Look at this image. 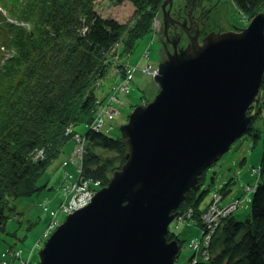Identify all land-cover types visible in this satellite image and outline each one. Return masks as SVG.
I'll list each match as a JSON object with an SVG mask.
<instances>
[{"label": "water", "instance_id": "obj_1", "mask_svg": "<svg viewBox=\"0 0 264 264\" xmlns=\"http://www.w3.org/2000/svg\"><path fill=\"white\" fill-rule=\"evenodd\" d=\"M170 1L162 3L163 32ZM184 29L188 44L177 50L174 41L158 64L155 96L120 125L125 160L87 204L65 215L40 249V264H174L179 244L166 234L175 209L247 129L264 73L263 12L202 40Z\"/></svg>", "mask_w": 264, "mask_h": 264}, {"label": "trees", "instance_id": "obj_2", "mask_svg": "<svg viewBox=\"0 0 264 264\" xmlns=\"http://www.w3.org/2000/svg\"><path fill=\"white\" fill-rule=\"evenodd\" d=\"M129 1L134 6L135 22L131 26L98 13L95 0H0V26L12 33L9 42L2 45L6 50V45L10 43L12 53L0 62V118L7 106L12 111L10 119L4 116L0 119L4 124L0 131L2 232H6L7 212L15 211L4 196L11 199L28 197L43 188L37 187V180L61 153L67 141L63 133L64 125L87 121L89 114L88 120L92 117L100 95L86 91L89 81L94 75L107 71L105 65L102 66L103 59L121 37L122 53L133 48L136 40L148 31L152 17L149 10L162 0ZM233 2L248 19L264 10V0ZM18 67L23 68L20 76L14 70ZM7 75L10 78L19 77V85L12 84L6 88L8 84L3 85L2 77ZM21 83L26 85L19 91ZM263 83L264 74L261 86ZM9 92L12 94H7ZM16 95L15 104L10 105ZM253 107L254 116L261 115L263 107L260 104ZM85 133L89 138L84 156L85 174L94 178L99 176L105 184L113 170L125 160L127 145L121 136L113 137L109 132L88 129ZM252 133L257 140L258 127L250 122L241 135ZM94 148L99 149L95 151ZM37 150H41L40 156H37ZM206 171L200 175L201 181L196 187L186 191L185 199L178 207L185 223L200 225L186 218L185 211L191 208L195 218H201L198 214L203 213V207L199 208V205L206 196L207 190L202 188ZM227 184L232 183L228 181ZM227 184L211 193L206 209L212 204L214 196L219 197L214 207L218 211L232 204L234 200L221 203L224 195L231 190ZM247 195L251 196L245 217H238L240 214L234 212L235 206L218 218L220 224L211 222V226H216L207 246V258L191 264H264V176L244 196ZM31 220L28 229L36 224V219ZM204 225L199 227L208 233ZM7 233L15 236L14 231ZM175 233L170 232L168 239H176L180 244L182 240ZM201 238L200 235L199 240Z\"/></svg>", "mask_w": 264, "mask_h": 264}, {"label": "rangeland", "instance_id": "obj_3", "mask_svg": "<svg viewBox=\"0 0 264 264\" xmlns=\"http://www.w3.org/2000/svg\"><path fill=\"white\" fill-rule=\"evenodd\" d=\"M95 6L97 10L105 17H112L117 19V21L125 22L128 25L134 24L135 20H132L133 10L134 6L129 0H121V4L118 0H95ZM162 2L158 5L157 11L152 16H159L160 21L161 18H163V8H162ZM199 1L195 0V3L193 7L191 8V14L192 15H198V17H203L202 15V9L197 4ZM204 6L207 8V17H203V19L208 18L206 29L208 30L209 27L211 30L219 29L224 26L233 27L231 29H239L245 27L250 19L248 17H245L244 13L241 12L237 8V6L234 4L233 0H205ZM202 3V4H203ZM190 5V0H171L170 2H167L165 5V9L169 11V14H172V18H180L187 15L188 20V9ZM259 12H263L259 11ZM257 12V13H259ZM256 13V14H257ZM170 14V15H171ZM255 14V15H256ZM254 15V16H255ZM132 20V21H131ZM186 20V21H187ZM1 21V20H0ZM173 21L179 22L182 21H176L173 19ZM180 25V24H179ZM30 26L28 25L27 28ZM164 26L163 23L160 22V32L162 40ZM168 30V29H167ZM202 31V29H201ZM184 32V31H183ZM153 33L151 31H147L144 34L140 36V38L137 40V44L135 48L132 51V54L126 58L125 64L130 65H138L139 68L135 70L133 74V78L130 80L129 88L127 92L119 95V100L117 101L120 105V109H118L115 105H112V109L114 110V116L111 117L109 112H105L104 117V123H103V129L105 127H112L113 129L110 131V135L113 137H117L120 135V125L125 123L127 121V117L130 114L133 107L137 104L139 105L143 99H147L150 101L153 99V97L156 94V81L154 79L153 74L151 71H147L146 65H150L151 68L154 66H157V64L165 58L166 49L162 54L160 53L161 44L159 40L158 34L152 35ZM165 35V34H164ZM0 36H3V38H0V55H2V58L0 62L3 61V59L6 56L11 55L12 48L11 44L8 43L6 45V50L2 46L4 41L9 42L10 36H11V30H5L3 26H0ZM153 36V37H152ZM179 37V41L185 42L188 40L187 35L184 34H174L173 38ZM172 38V39H173ZM170 39L167 38L164 42V47L169 46ZM189 41V40H188ZM147 45L149 46V58H146L143 56V53L145 49L147 48ZM4 48V49H2ZM169 48V47H168ZM102 66L104 67L103 63ZM38 67V66H36ZM8 68V67H4ZM106 68H110V74L109 77H106L104 79V88L103 91L106 93L110 89V85L114 76V72L112 70H115L114 66L111 63H108V66ZM22 67L21 68H15L14 70H17V74L19 76L22 73ZM13 70V71H14ZM28 75V74H27ZM29 76V75H28ZM10 75H7L3 80V85L8 86L6 88H9L10 85H16V87L19 85V82L17 79L19 77H13L11 79ZM38 80V79H37ZM27 82V81H22ZM20 87H18V90L26 84H22ZM31 83V80H30ZM261 87V90H260ZM260 93V94H259ZM7 94H12L11 92ZM258 97H256L255 101L253 102V105L256 107V104H260L261 107H263V110L261 111V115H257L256 117L253 114L254 107L253 105L249 106L247 110V114L251 115L250 122L255 127H258L259 135L257 136V140H255V133H252L253 135H247L243 134L240 135L238 138H236L229 146V148L220 156V158L212 163L208 168H206V180L203 185V189H206V196L201 202V205H199V208L201 206H204L211 198V193L215 192L216 190H220L222 187H224L228 181H231L232 184H227V186H230L231 190L228 191L227 194L224 195V198L221 200V203H230L232 200V204L227 208L228 210H232L235 206L237 208L234 209V212L238 215L239 218L245 217V214L247 212V206L249 202V197L251 195H245L249 190H247V185H250L251 188L255 186L256 183L260 182L262 180V177L264 176V155H263V148H264V89L261 85H259V88L257 90ZM256 95V94H255ZM257 96V95H256ZM17 100L16 97L10 102L11 104H15ZM110 107V108H111ZM109 108H104L102 111L104 112ZM255 112V111H254ZM93 116L91 119L99 120V116H97L94 112H92ZM1 118L3 119V116L7 119L11 117L12 111H9V108L7 106L6 110H3L1 113ZM91 115L89 114V117ZM88 117V119H89ZM10 119V118H9ZM81 123L76 124L74 127L78 131L84 133L88 126L91 125V119ZM249 122V123H250ZM3 123L0 122V131L3 127ZM69 128H71V124L64 125V132H68ZM67 134V133H66ZM255 140V141H253ZM72 142H68L66 145L67 148L71 146ZM99 148H94L95 151H97ZM40 152V150H37V154ZM110 154H113L112 152H107ZM101 156V155H100ZM104 156V155H103ZM65 158V155L62 153L55 158L51 164L47 167L44 175L39 179V181L48 182V185L46 187H43L42 189L37 191V197L39 193V200L38 202H34V200L37 199L35 197V193L28 196V197H22V198H15L11 199L9 206L10 208L15 207L14 212H7L8 218L6 220L5 225V233H3L0 230V251L4 249L3 242H7V244L15 245L17 249L19 247L22 248V255H24L26 258L30 260L29 264H39L38 256L39 251L43 247L44 241L42 237V230L46 226L49 216V210L44 209L48 205L45 202H42L45 198H52V202L50 204L49 208H57L58 202L62 199V196H59L61 193V188H59V185L61 183V180L64 175V169H66L69 173L72 171L73 166L71 164H68L66 167H62L59 164V160L62 161V159ZM59 159V160H58ZM58 160V161H57ZM260 171V172H259ZM112 175V174H111ZM110 175V176H111ZM49 178L50 180H48ZM213 178V179H210ZM199 182L201 181L198 180ZM199 186V185H198ZM58 188V190H57ZM240 196V198H236V196ZM219 197L214 196L213 204L211 206L215 207L216 202L218 201ZM34 205V206H32ZM60 208V207H58ZM210 207H208L209 209ZM61 209V208H60ZM178 214V208L175 209ZM224 214V211L219 210ZM32 212V213H31ZM203 213L201 212L198 214L200 217ZM226 214V213H225ZM206 216V215H205ZM60 222H62L65 218V215H60ZM202 218V217H201ZM220 218V217H219ZM34 220L36 224L31 228L27 229V225L29 221ZM56 221V220H55ZM202 222V220H201ZM175 221H171L169 226L170 228H174ZM200 226V225H199ZM199 226L195 224L190 223H183L179 224V226L175 229V234L182 240L179 244V250L177 252L174 264H191L194 262V258L192 256H195L197 259L195 261L206 259L207 258V246L209 244L210 238L213 234L214 226H210L208 223L204 225V228L207 229V232H204L203 229H201ZM15 232V236H11L7 232L13 231ZM200 235L202 238L200 239V243H194L196 242V239L199 240ZM37 239L34 242L32 239ZM4 239L5 241H3ZM23 239V241H20ZM194 241V242H192ZM5 244V243H4ZM33 246V248L30 250V247ZM16 249V252H17ZM3 255V253H2ZM1 255V256H2ZM9 264H22L20 258L16 256V253L14 256H11L10 254L7 256Z\"/></svg>", "mask_w": 264, "mask_h": 264}, {"label": "bare ground", "instance_id": "obj_4", "mask_svg": "<svg viewBox=\"0 0 264 264\" xmlns=\"http://www.w3.org/2000/svg\"><path fill=\"white\" fill-rule=\"evenodd\" d=\"M119 2H120V4L122 3L121 2V0H118ZM199 2L197 3V4H200V3H203L205 0H198ZM95 3L96 2H94V6H95ZM157 7H158V4L154 7V8H152L151 10H149L150 11V13H151V15H153V14H155L156 13V11H157ZM95 9H96V11L98 12V13H100L98 10H97V8H96V6H95ZM101 14V13H100ZM208 16V14H205L203 17H207ZM132 20L134 19V16L132 15ZM208 20V18H205V19H203L202 20V22L204 23V24H206L207 25V20ZM131 20V21H132ZM224 30L225 31H231V30H233V29H231L230 27H228V26H224ZM11 35H12V33H11ZM207 35V33L205 34V36ZM204 36V37H205ZM203 37V38H204ZM0 38H3V36H0ZM202 40V39H201ZM4 43H5V41H4ZM125 60H126V58H121V57H119V56H116V61H115V66H116V68H115V70H112L113 72H114V74L117 72V69H118V65H120V64H122V63H124L125 62ZM109 74H110V70L109 71H106L104 74H100V75H98V74H96V75H94L93 76V78L91 79V81H89V83H88V85H87V87H86V91H88V93L90 92V90L91 91H93L95 94H99L101 91H103V88H104V79L106 78V77H108L109 76ZM4 77L5 76H3L2 77V79H4ZM9 79H11V78H9ZM256 99V98H255ZM143 102H141L140 104H142ZM253 104V103H252ZM113 105H115L118 109H120V105L118 104V102L117 101H113ZM100 113H101V116L102 117H105V113L103 112V111H100ZM68 124H71V128H72V126L74 127L76 124H78V122L76 123H74V122H69V123H67V124H65V125H68ZM70 134V128H69V130H68V133H67V135L66 136H68ZM37 152V151H36ZM36 154V153H35ZM41 155V150H40V152L37 154V156H40ZM73 160H74V163H75V165H74V167L72 168V171H71V177H66V176H64V178L67 180V179H71L72 177H74L77 173H80V172H83V173H86L87 172V166H86V163H82V161H80V159L78 158V156L76 155V154H73ZM76 164H78V166H79V168L81 169L80 171H78L77 170V165ZM120 166L121 165H119V166H117V168L115 169V170H117V169H119L120 168ZM86 167V168H85ZM115 170H113V172L115 171ZM112 172V173H113ZM203 172H204V170H203ZM44 175V174H43ZM42 175V176H43ZM42 176H39V178H38V180H37V187L38 188H40V187H46L47 185H48V182H44V181H39V179L42 177ZM86 178H88V176H86ZM48 180H50L49 178H47ZM89 179H91L90 180V183L92 184V185H95V186H99L98 184H96L97 182L96 181H100V179H99V176H97V178H94V177H90V178H88V181H89ZM57 190H58V188H57ZM98 189H96L95 191H93V195L95 194V192L97 191ZM2 191L0 190V193H1ZM39 192V191H38ZM35 197H37V192L35 191ZM91 198H92V196H91ZM91 198H90V200H91ZM4 200H8L9 202L11 201V199L10 198H8L7 196H4ZM39 200H41V199H39V193H38V197H37V199L36 200H34V202H38ZM89 200V201H90ZM42 202H45L46 203V200H43ZM213 202H214V200H212V204H213ZM32 206H34V205H32ZM201 207H203V214L201 215V217L202 218H200L201 220H202V222H201V220L197 217V218H195V214H194V211L193 210H190L189 211V209L188 210H186L185 212H186V218H188V219H192V220H195L196 222H198V223H200V225L201 226H203L204 224H203V222L205 223L206 222V219H207V216L210 218L209 219V221H208V224L209 223H211V220L212 221H214L215 223H218V224H220L219 222H217V217L219 216V217H223L224 216V214H222V212H219L218 210H216L215 208L214 209H206L205 208V205L204 206H201ZM229 211H231V210H229ZM32 213V212H31ZM206 215V216H205ZM177 216H178V214H176L175 216H174V218L171 220V221H175L176 220V218H177ZM170 221V222H171ZM181 221H182V218H181ZM170 222H169V224H170ZM169 224H168V230H167V234H166V236H167V238H168V236H169V234H170V232H173V231H175V225H174V228H170V226H169ZM5 225H6V222H5ZM28 229V228H27ZM14 231V230H13ZM4 233V232H3ZM34 242H37V241H35V240H37V239H32ZM43 241V240H42ZM192 242H194V241H192ZM5 243V244H4ZM3 245L4 246H6L7 248H8V251H9V253H11L12 252V249L14 248L13 247V245H11V244H7V242H3ZM31 246V245H30ZM33 248V246H31L30 247V250ZM194 259H197L195 256H192ZM175 261V260H174Z\"/></svg>", "mask_w": 264, "mask_h": 264}, {"label": "clouds", "instance_id": "obj_5", "mask_svg": "<svg viewBox=\"0 0 264 264\" xmlns=\"http://www.w3.org/2000/svg\"><path fill=\"white\" fill-rule=\"evenodd\" d=\"M160 22L163 23V20L160 21V17L159 16H157V17L152 16L151 19H150V26H149L148 30L151 31L152 33H154L155 31H158L160 29ZM137 40H136L135 45L133 46V48L131 50H129L127 52H123V53L121 52V49L123 47V38L121 37L120 40H118L117 42H115L114 45L111 47V49L109 51V54L103 59V64L105 65V67L108 66V63H111L114 66V68H116V66H115L116 56H119L121 58H123V57L124 58L129 57L132 54V51H133V49L135 48V46L137 44ZM148 47L149 46L147 45V48L145 49V51L143 53V56L146 57V58H149V49H148ZM158 64H157V66H154L153 68H151V66L147 64L145 69L147 71H151V73L155 77V75L158 73ZM138 68H139V66L137 64L136 65H130V64H125V62L122 63V64H120V65H118L117 72L114 74L113 79H112V87L114 88V90L117 93H114L113 92L111 94V98H110L109 101L101 102V103L104 104L105 106H109V105H113V101H118L119 100V97H120L119 95L127 92L128 88H129L130 80L133 78V74H134L135 70H137ZM106 69H107V71L110 70V68H106ZM158 89H159V86H157L156 92L158 91ZM99 95H100L99 96L100 97L99 99H101L100 101L104 100L107 97L106 93H104V92L100 93ZM143 103H145V102H143ZM72 128H74V127L72 126ZM72 128H70V129H72ZM96 131H100V129H97ZM119 136H121V135H119ZM88 142H89V139H88ZM105 184H102V181L100 180L99 186H95L94 191L96 189L104 186ZM61 191H62V189H61ZM76 209L77 208H75L74 210H76ZM74 210H72V212ZM53 221H54V219L53 220L48 219L47 224H49V225L46 224L48 226L47 227L48 229H47V231H45L44 236L42 235V237H43L42 240L47 239L49 237V235L60 224V223L53 224L54 223ZM45 241H44V243H45ZM15 253H16V256L17 257H20V252L19 251L16 252V250H14L13 251V255H15ZM20 260H21L22 264H29V262H30V260L28 258H26V257H21ZM38 261H39V264H40V257L39 256H38Z\"/></svg>", "mask_w": 264, "mask_h": 264}, {"label": "built area", "instance_id": "obj_6", "mask_svg": "<svg viewBox=\"0 0 264 264\" xmlns=\"http://www.w3.org/2000/svg\"><path fill=\"white\" fill-rule=\"evenodd\" d=\"M260 94V93H259ZM112 105H109L107 108H109L111 111H114L111 107ZM111 107V108H110ZM105 111H108V110H105ZM101 116V113L99 112V114L97 116ZM101 125V118L99 117V120H96L95 124H94V128L95 129H98L99 126ZM82 147H77L75 148V151H74V154H76L78 156V158H81L82 156ZM73 159V158H72ZM74 163V161H73ZM77 165V170L80 171L81 169L79 168L78 164ZM90 180L88 181V178H84L83 175L80 173H77L76 175V178L74 181L72 182H68L63 188V194L66 195V200L62 203V210L65 211V212H70L72 210H74L75 208H78L84 204H86L91 196L93 195V191H94V188H95V185H92L90 183ZM99 185L100 181H96ZM212 205V204H211ZM210 205V209H214V206H211ZM191 210V208H189V211ZM224 211V210H223ZM225 213V211H224ZM181 218H182V221L184 222V216L179 213L177 218H176V226H178L182 221H181ZM219 218V216L217 217V219ZM209 217L207 216V219H206V223H208L209 221ZM211 222H213L211 220ZM210 225V223H209ZM194 243H197L194 242Z\"/></svg>", "mask_w": 264, "mask_h": 264}, {"label": "flooded vegetation", "instance_id": "obj_7", "mask_svg": "<svg viewBox=\"0 0 264 264\" xmlns=\"http://www.w3.org/2000/svg\"><path fill=\"white\" fill-rule=\"evenodd\" d=\"M192 1V0H191ZM194 3H195V0H194ZM199 6L201 7V9H202V15L204 16L205 14H207V8H206V6H204V3L202 4V3H200L199 4ZM171 14V13H170ZM170 16H172V14L170 15ZM191 16H192V18H193V21L190 23L189 22V19L187 20V15L186 16H182V17H180V18H177V17H175V18H169L170 20H169V25H168V27H167V29L168 30H166V32H165V35L163 34V38H162V40H160V38H161V36H159L160 35V32H158V31H155L154 33H153V36L155 35V34H158V36H159V40H160V44H161V49H160V53L162 54V52H163V50H165L166 49V52H167V50L169 51V52H173L174 51V46H173V42L174 41H176V43H175V48L178 50L179 48H182V47H185L187 44H188V40H186L185 42H183V41H179L178 39H179V37H177V38H173V35L174 34H184V27H188L189 28V32L191 33V34H194V32L195 31H198V37H199V40H201V38L206 34V33H209V32H211V31H213V30H211L210 29V27H209V29L207 30L206 29V24H204L203 22H202V20H203V17L201 16V17H198V15H192L191 14ZM173 19L174 20H176V21H182V22H179V24L177 23V22H175V21H173ZM184 19H186L187 21H186V26H182V23H183V20ZM163 20V18L161 19V21ZM208 27V26H207ZM231 28H233V27H231ZM201 29H202V31H201ZM184 31V32H183ZM223 31H225L224 30V27H221V28H219V29H215L214 30V32H223ZM185 34H186V32H185ZM187 35V34H186ZM152 36V37H153ZM188 37V36H187ZM167 38H169L171 41H170V45L169 46H166L167 48H163L164 46V42H165V40L167 39ZM173 38V39H172ZM169 47V48H168ZM142 102H148V100L147 99H143V101Z\"/></svg>", "mask_w": 264, "mask_h": 264}]
</instances>
